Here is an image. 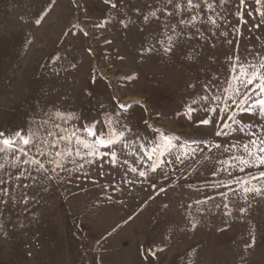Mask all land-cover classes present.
I'll return each instance as SVG.
<instances>
[{
    "label": "rangeland",
    "instance_id": "obj_1",
    "mask_svg": "<svg viewBox=\"0 0 264 264\" xmlns=\"http://www.w3.org/2000/svg\"><path fill=\"white\" fill-rule=\"evenodd\" d=\"M158 5L163 7L159 0H0V131H19L36 143L76 132L91 143L97 137L85 126L111 116L120 121L117 129H134L129 136L145 135L144 121L179 135L173 141L177 153L193 138L212 139L211 125L185 118L186 105L207 79L228 76L229 56L255 55L258 61L264 55V19L253 10L261 5L230 0L226 8L218 6L219 31L229 36L198 20L202 35L189 29L192 39L180 41L169 55L145 51L153 37L162 38L161 21L151 15ZM180 18L161 20L176 24ZM106 133V125L104 132L97 126L99 137ZM240 135L216 140L238 142ZM155 141L159 146L160 137ZM6 156L0 154V162L8 163ZM216 156L205 151L177 164L178 171L169 173L172 183L158 181L168 189L159 195L148 182L126 183L135 179L126 173L135 166L130 157L127 166H110L107 158L102 167L99 160L86 164L87 178L66 160L71 172L58 170L51 181L29 189L33 199L27 205L18 202L21 190L9 184V203L0 205V264H264V196L245 200L243 193H229L223 204L217 196L200 205L196 200L204 197L183 181L204 185L223 178L209 172Z\"/></svg>",
    "mask_w": 264,
    "mask_h": 264
},
{
    "label": "snow or ice",
    "instance_id": "obj_2",
    "mask_svg": "<svg viewBox=\"0 0 264 264\" xmlns=\"http://www.w3.org/2000/svg\"><path fill=\"white\" fill-rule=\"evenodd\" d=\"M244 2L245 0H241V3ZM159 3L163 7L158 5L152 10L151 15L152 18L161 21L162 38L161 36L153 37V42L145 51L169 55L179 49L180 41L192 39L193 33L188 31L189 29L195 28L196 34L202 35L200 29L196 27L195 22L198 20H204L206 24L219 31L218 17L222 14L218 11V6L226 8L230 0H159ZM255 4L261 5V9L257 10L253 6V10L259 11L260 17L264 19V0H255ZM111 6L113 9L117 7L115 3ZM202 10L204 15H201ZM193 12L195 14L191 15ZM185 14H188L187 18H184ZM177 16L181 18L176 24L167 22V19L175 20ZM161 17L167 19L161 20ZM242 17L243 13H241ZM41 19L42 17L37 18L36 24H40ZM143 19L149 22L147 15ZM124 26L128 27L127 24ZM255 26L259 28L260 24ZM87 34L84 33V35ZM212 35L215 36L216 31H213ZM219 35L227 38L229 32L219 31ZM226 42L229 45L233 44L231 39H227ZM106 43L110 44L111 41ZM227 61L228 76H225L223 80L218 77L207 79L200 85V91L186 105L185 118L192 120L195 116L199 124L211 125L212 139L193 138L190 144L185 142L181 146L179 153L175 151L176 143H173V141H180L179 135L153 127L144 121L147 126L145 135L141 136L137 133L129 136L128 133L134 132V129L127 124H124L122 129H117L115 124H119L120 121L117 119L114 122L111 116L85 126L89 136L97 137L91 143L81 139L76 132L60 136L59 139H53L51 142L45 139L36 143L32 137L19 131L12 133L11 136L0 131V154H7L8 160V163L0 162V173H2L0 175V205L6 206L9 203V184L21 190L22 195L18 202L27 205L33 199V196L29 195V189L39 188L45 180L51 181L53 175L58 174V170L71 172V169L65 167L66 160L76 165L77 171L87 178L89 173L84 171L86 164L94 165L99 160L102 167L107 158L110 166H127L130 157L135 166L126 168V173H132L135 179L127 180L126 183L148 182L150 187L157 189V195H159L168 191L164 183H158L159 180L172 183L169 173L178 171L177 164L197 158L198 154L205 151L219 153V156L215 158L216 163L209 168V172L213 177L222 176L223 178L208 181L204 185H193L187 177H184V183L189 188L194 187L195 191L204 197L197 199V204L207 205L210 201L215 202L217 196L222 198L221 204H223V201L230 199L229 193L233 197L243 193L245 200L249 194L264 196V55H261L258 61L255 55H252L251 59L241 58L238 55L229 56ZM189 87L196 89L197 85L190 84ZM91 94L90 92L89 95ZM121 107L126 108L127 105L123 104ZM56 118L67 119L60 113L56 114ZM218 122L222 123L218 124ZM98 125L100 132H104L105 125L107 126V133L103 137L97 134ZM56 127L60 126L57 124ZM234 133L241 134L238 142L234 139L224 143L216 140L217 137H231ZM49 135L56 137L57 133L50 132ZM156 137H160L159 146H154ZM73 138L75 143L69 147ZM244 139H247V143ZM61 141L66 142L63 151L58 147ZM28 146L34 148L35 154ZM52 149L54 151H51ZM101 149L104 151L102 152ZM237 151L239 155L236 154ZM204 159L211 160L212 157L206 156ZM250 169L256 171H249ZM240 173L244 176H240ZM180 180L181 177H176L177 183ZM234 185H239V188ZM208 189H213L215 192H210ZM108 198L111 199V197ZM221 204L215 206L219 208ZM165 207L167 208L168 205L165 204ZM237 210L247 211L245 207L239 205ZM151 255L155 256L156 253L153 252Z\"/></svg>",
    "mask_w": 264,
    "mask_h": 264
}]
</instances>
